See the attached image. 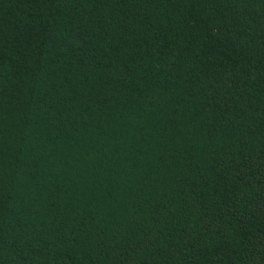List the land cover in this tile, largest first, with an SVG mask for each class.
I'll use <instances>...</instances> for the list:
<instances>
[{"label": "trees", "instance_id": "trees-1", "mask_svg": "<svg viewBox=\"0 0 264 264\" xmlns=\"http://www.w3.org/2000/svg\"><path fill=\"white\" fill-rule=\"evenodd\" d=\"M0 264H264V0H0Z\"/></svg>", "mask_w": 264, "mask_h": 264}]
</instances>
